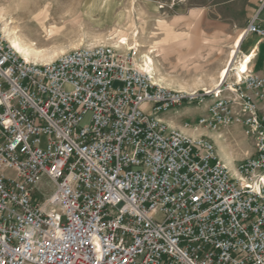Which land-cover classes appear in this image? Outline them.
Listing matches in <instances>:
<instances>
[{
	"label": "built area",
	"instance_id": "1",
	"mask_svg": "<svg viewBox=\"0 0 264 264\" xmlns=\"http://www.w3.org/2000/svg\"><path fill=\"white\" fill-rule=\"evenodd\" d=\"M243 33L264 39L256 16ZM139 47L37 63L0 29V264H264V76L233 66L220 95L177 90ZM208 98L198 124L253 144L234 170L161 118Z\"/></svg>",
	"mask_w": 264,
	"mask_h": 264
},
{
	"label": "rangeland",
	"instance_id": "2",
	"mask_svg": "<svg viewBox=\"0 0 264 264\" xmlns=\"http://www.w3.org/2000/svg\"><path fill=\"white\" fill-rule=\"evenodd\" d=\"M236 1L202 0L197 7L203 14L194 17L191 14L193 8L188 6L189 0H20V3L0 0V8L6 9L0 29L8 39L15 37L29 48L31 58L26 59L38 63L50 62L82 46L115 45L124 38L128 45L140 46L139 66L144 62L145 54L151 55L154 62L150 70L163 85L203 94L214 87L221 69L227 68L235 37L243 32V24L247 27L256 4L263 0H240L237 10L233 6ZM162 3L164 8L159 7ZM105 5L111 6L110 12L107 13ZM239 22L240 30L233 38L218 36L217 30L235 28ZM166 26L177 32L178 47L158 45ZM224 48L228 58L218 69L217 53ZM229 76L231 78V73ZM185 106L192 109L188 115L176 114L175 121L189 123L190 136L202 137L215 144L213 134L216 130L198 124L205 103L178 108L182 110ZM88 121L89 115L83 124ZM38 188L45 194L54 190L53 183L46 178Z\"/></svg>",
	"mask_w": 264,
	"mask_h": 264
},
{
	"label": "crops",
	"instance_id": "3",
	"mask_svg": "<svg viewBox=\"0 0 264 264\" xmlns=\"http://www.w3.org/2000/svg\"><path fill=\"white\" fill-rule=\"evenodd\" d=\"M237 10L240 7V0H237L233 5ZM257 17L258 23L264 27V0L256 4V9L254 11L253 17ZM245 29V25H242ZM240 30V22L237 23L235 28L231 29H220L217 30L218 36L221 38L229 39L233 38L235 34ZM240 32L239 34H242ZM238 34V35H239ZM237 35V36H238ZM236 36V37H237ZM235 37V39H236ZM238 55H251L252 60L248 64V69L255 72L260 76H264V39H261L256 34H243V39L240 43L238 49ZM230 57V55H229ZM228 58V51L224 48V51L217 53V68L222 67L226 59ZM208 101H205V106L202 111L203 116L208 114ZM194 108H199L195 106ZM192 107L185 106L182 110L177 108L166 114H162L161 118L169 123L171 126L182 130L184 133L191 134V125L187 122H176L174 116L176 114L188 115ZM260 113L264 114V99L259 103ZM189 124V125H186ZM217 153L220 159L224 162L226 166L230 169H235L238 161L242 160L248 154L253 153L254 147L252 142L245 136L241 125L230 124L222 125L213 134Z\"/></svg>",
	"mask_w": 264,
	"mask_h": 264
},
{
	"label": "bare ground",
	"instance_id": "4",
	"mask_svg": "<svg viewBox=\"0 0 264 264\" xmlns=\"http://www.w3.org/2000/svg\"><path fill=\"white\" fill-rule=\"evenodd\" d=\"M18 1V3H20V0H16ZM110 5H105V10H107V13L110 12ZM102 9V8H101ZM103 10V9H102ZM4 11H6L5 8H0V21H4ZM111 14V13H110ZM166 32H165V35L162 39H160L158 41V45L162 46V47H166V48H176L178 47L179 45V40H178V34L176 31H174L172 28H170V26H166ZM4 29L7 30V27L5 25ZM243 34H239L236 39L234 40V43H233V46H232V49L229 53L230 55V63L227 64V68L226 66L223 67L221 69V71L219 72V77H218V80L215 82V85L213 88H208L206 90L205 93H212L213 91H216L214 95H220L222 94V89H221V86H222V83L227 79L229 78L228 76L230 75V68L235 66L238 70L242 67V68H246L248 63L252 60V56L251 55H238V49L240 47V43L243 39ZM192 37V36H191ZM10 42L12 44V46L14 47V49L20 53L21 55L24 56V58H27V59H30L31 58V52H30V49L27 48V47H24L19 41L17 38L15 37H12L10 36ZM122 40L124 41H127L125 40L124 38H122ZM181 43V42H180ZM190 47V46H188ZM193 47V46H192ZM160 50L162 48H159ZM190 49V48H189ZM164 50V49H163ZM167 51V50H166ZM190 53V52H189ZM165 54V53H164ZM169 54V53H168ZM188 54V53H187ZM61 56V55H60ZM184 57V56H183ZM37 58V57H35ZM182 58V57H181ZM153 58L151 57L150 54H145V59H144V62L142 64H140V68L144 69V70H147V71H150L152 72L153 74H155L152 70V67H153ZM38 63V62H37ZM45 63V62H44ZM155 79L157 82L161 83L160 81L157 80L156 78V75H155ZM185 91V90H183ZM188 92V91H187ZM191 92H194V93H197L198 91H191ZM211 99H207L205 101H209ZM234 170V169H233Z\"/></svg>",
	"mask_w": 264,
	"mask_h": 264
},
{
	"label": "snow or ice",
	"instance_id": "5",
	"mask_svg": "<svg viewBox=\"0 0 264 264\" xmlns=\"http://www.w3.org/2000/svg\"><path fill=\"white\" fill-rule=\"evenodd\" d=\"M173 2H175V0H173ZM201 2H202V0H189V5L188 6L193 8V11L191 13L192 16L199 17L200 15L203 14V10L197 7V5H199ZM159 7L160 8H164L165 5L162 3V4L159 5ZM241 71H243V69H241ZM57 235H59V233H57ZM96 250H97V252L99 251V246H97Z\"/></svg>",
	"mask_w": 264,
	"mask_h": 264
}]
</instances>
